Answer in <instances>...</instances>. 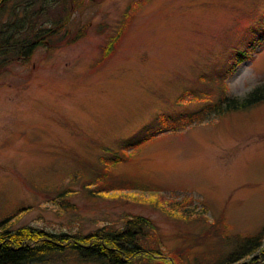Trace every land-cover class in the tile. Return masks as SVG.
Wrapping results in <instances>:
<instances>
[{
  "label": "rangeland",
  "instance_id": "obj_1",
  "mask_svg": "<svg viewBox=\"0 0 264 264\" xmlns=\"http://www.w3.org/2000/svg\"><path fill=\"white\" fill-rule=\"evenodd\" d=\"M82 11L84 36L49 52L39 47L0 73V213L23 205L10 225L86 231L141 213L166 247L189 245L191 255L209 240L222 247L211 235L193 243L221 212L232 233L264 229V103L192 115L203 103L189 100L197 86H214L213 75L230 96L264 80V37L227 69L244 30L264 20V0H95ZM123 18L114 50L101 56ZM105 146L125 158L96 178L100 158L112 155ZM159 188L207 219L154 206L147 198ZM58 264L94 263L70 256Z\"/></svg>",
  "mask_w": 264,
  "mask_h": 264
},
{
  "label": "trees",
  "instance_id": "obj_2",
  "mask_svg": "<svg viewBox=\"0 0 264 264\" xmlns=\"http://www.w3.org/2000/svg\"><path fill=\"white\" fill-rule=\"evenodd\" d=\"M93 1L95 0H0V73L11 63L28 61L39 47H44L49 52L84 36L88 31L89 21L82 19V9ZM124 13L125 18L130 15L129 10ZM125 18L118 24L117 36L113 32L106 41L101 56L105 57L114 50L116 41L123 32ZM244 31L247 32L241 42L243 45L234 46L236 55H232L227 69L247 55V48H252L256 41L264 37V20L257 25L251 23V27ZM201 76L200 79L203 80L204 76ZM222 78V75L210 78L215 80L212 84L217 88L211 85L204 89L197 86L192 91L191 87L185 89L186 92H193V97L189 100L203 103L192 115L200 114L206 109L222 114L232 110H246L264 103V80L254 85L244 96H230L225 91L226 85ZM105 149L112 152V155L109 156L110 159L103 156L100 158L103 166L100 164L94 169L98 172L94 175L96 178L102 175L106 177L109 174L108 165L125 158L111 147L105 146ZM79 162L92 170L90 162ZM107 183L114 182L102 181L97 187L109 185ZM128 183L134 184V181ZM84 184L90 190L97 188L96 185L91 187L88 182ZM124 184L119 185L121 187ZM59 189L60 193L64 191L61 187ZM153 192H156V196L147 200L165 213L188 221L207 219V215L199 209L185 206L181 200L164 195L160 188L153 189ZM59 202L75 207L73 202L65 198L59 199ZM22 206L17 202L13 208L0 213V264H58L69 260L70 256L78 261L94 264H264V245L261 239L264 229L252 234L232 233L223 212L222 217L214 216V220L203 226V231L196 234L193 242L203 243L211 235L222 247L216 248L212 245V240H209L206 248L191 255L189 245L166 247L157 225L149 216L141 213L125 215L119 224L107 222L86 231H52L32 223L12 227L8 220L16 216ZM225 242L230 243L229 247L223 246Z\"/></svg>",
  "mask_w": 264,
  "mask_h": 264
}]
</instances>
